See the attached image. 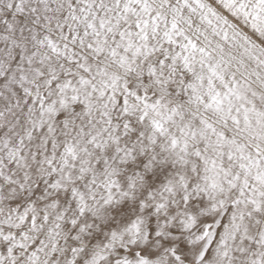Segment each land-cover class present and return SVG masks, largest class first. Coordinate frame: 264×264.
<instances>
[{
    "label": "snow or ice",
    "instance_id": "snow-or-ice-1",
    "mask_svg": "<svg viewBox=\"0 0 264 264\" xmlns=\"http://www.w3.org/2000/svg\"><path fill=\"white\" fill-rule=\"evenodd\" d=\"M0 264H264V0H0Z\"/></svg>",
    "mask_w": 264,
    "mask_h": 264
}]
</instances>
